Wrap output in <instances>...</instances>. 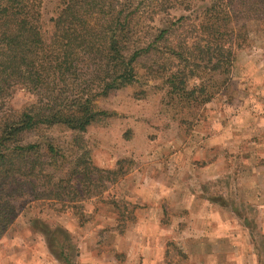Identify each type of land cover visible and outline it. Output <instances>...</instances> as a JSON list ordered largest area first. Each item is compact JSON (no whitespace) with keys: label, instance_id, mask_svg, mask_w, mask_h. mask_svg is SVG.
<instances>
[{"label":"rangeland","instance_id":"obj_1","mask_svg":"<svg viewBox=\"0 0 264 264\" xmlns=\"http://www.w3.org/2000/svg\"><path fill=\"white\" fill-rule=\"evenodd\" d=\"M137 1H145L148 9L156 11L163 0ZM212 1L170 2L164 14L155 16L153 22L146 19L144 25L149 24L157 33L174 17L192 13L194 18ZM47 4L46 11L51 15L56 0H48ZM187 5H191L190 12L184 10ZM247 30L249 41L236 50L227 89L202 109L197 122L181 123L180 116L165 105V90L157 82L141 78V82L99 98L96 108L109 115L102 116L85 133L62 127L43 132L61 147L67 171L84 173L85 166L90 168L89 179L78 175L71 182L79 192L72 194L78 207L72 209L83 212L85 224L65 213L72 210L63 208L57 198L62 193L56 187L57 181L66 172L56 169L54 175L58 178L52 183L39 180L34 181L36 187L26 184L21 188L24 192L18 200L20 212L0 240V264H65L49 244V232L64 229L71 236L72 264H144L153 255L144 249H148L154 233L141 221L151 218L147 215L155 205L164 212L161 226L166 231L162 248L158 247L161 252L155 254L161 264L200 263V258L190 255L184 245L180 236L183 226L167 227L173 226L178 216L171 210V203L165 199L155 201L159 182L174 189L181 187L185 177L189 182L197 178L193 168L187 174L179 169L184 161H195L194 166L203 169L212 160L224 163L218 183L204 178L201 185L194 182V188L200 187L205 198L213 197L222 211L234 208L240 212L252 230V239L264 248V228H259L257 221L260 210L248 198H241L239 190L243 186L238 183L247 175L264 174V21L251 22ZM35 102L32 94L19 90L11 105L15 111L23 112ZM36 139L28 136L29 141ZM79 161L85 164L79 166ZM259 185L251 182V189H257L250 199L258 195ZM158 192L161 196L162 191ZM120 213L123 216L118 219ZM242 220L237 217L238 222ZM128 232L132 239L124 240Z\"/></svg>","mask_w":264,"mask_h":264},{"label":"trees","instance_id":"obj_2","mask_svg":"<svg viewBox=\"0 0 264 264\" xmlns=\"http://www.w3.org/2000/svg\"><path fill=\"white\" fill-rule=\"evenodd\" d=\"M170 2L178 4L163 0L153 11L137 0H56L49 15L48 0H0V240L20 212L21 188L52 183L56 169L66 172L57 181V198L72 210L65 213L85 224L83 212L72 209L78 208L72 194L79 192L71 182L78 175L89 179L90 168L67 171L61 147L43 132L62 127L85 133L109 115L96 108L99 98L141 78L165 90V105L181 123L200 120L202 109L225 92L236 50L249 41L247 25L264 21V0H214L194 18L174 17L157 33L144 25ZM19 90L36 99L23 112L11 105ZM49 234L53 253L72 264L69 232Z\"/></svg>","mask_w":264,"mask_h":264},{"label":"crops","instance_id":"obj_3","mask_svg":"<svg viewBox=\"0 0 264 264\" xmlns=\"http://www.w3.org/2000/svg\"><path fill=\"white\" fill-rule=\"evenodd\" d=\"M194 164L195 161H191L190 164L184 161L178 167L181 171H185V174L193 168L192 170L197 177L195 180L189 182V178L185 177L181 187H174V189L169 184L159 182L160 189L155 191L157 199L155 201L168 200L171 203V210L175 212V215H178L177 223L174 222L172 223L173 226L169 225L167 227L183 226V234L180 236H182L189 254L200 258V263L197 264H264V248L252 239V230L248 227L245 219L242 220L241 213L235 211L234 208L230 211H222L213 197L205 198L203 192L199 190L200 187L199 189L198 186L194 188V182L199 181V185H201V182L205 179L218 183L224 163L219 159L212 160L204 169L194 166ZM187 167L188 169H186ZM261 170H264V167ZM206 174H211V177L207 178ZM252 181L255 185L260 183L259 187L261 189L257 196L250 199V194L256 192L255 189H257H251ZM238 183L243 186L239 190L241 198L243 200L248 198L260 210V216L257 219L258 226L264 228V174L247 175ZM158 191H162L161 196H159ZM157 206H152V210L148 212L147 216L151 218L141 221L146 228L150 227L151 232L154 233L148 249H144L152 251L153 255L147 257L144 264H161L159 256L155 254L161 252L158 247L162 248V236L165 235L166 231L161 226L164 212ZM237 217L242 221L238 222ZM162 230V233L156 234V231L161 232ZM128 234L129 237L124 240L132 239L131 233L128 232ZM240 236H243V238L241 239Z\"/></svg>","mask_w":264,"mask_h":264}]
</instances>
